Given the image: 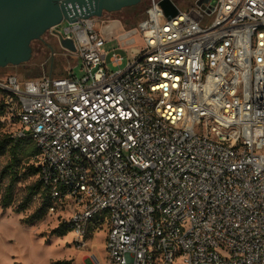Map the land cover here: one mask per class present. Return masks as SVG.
<instances>
[{"label":"built area","instance_id":"1","mask_svg":"<svg viewBox=\"0 0 264 264\" xmlns=\"http://www.w3.org/2000/svg\"><path fill=\"white\" fill-rule=\"evenodd\" d=\"M160 1L53 28L84 75L0 77L3 130L33 139L50 213L107 227L108 264H264V0Z\"/></svg>","mask_w":264,"mask_h":264},{"label":"rangeland","instance_id":"2","mask_svg":"<svg viewBox=\"0 0 264 264\" xmlns=\"http://www.w3.org/2000/svg\"><path fill=\"white\" fill-rule=\"evenodd\" d=\"M179 6L188 8L196 0H173ZM149 0H143L136 6L126 7L120 11L105 12L103 20H120L122 27L116 30L121 32L124 28L137 25L145 16ZM62 28L63 26L60 25ZM118 38L110 39L106 49L110 52L118 46ZM144 44L139 41L129 46L142 48ZM33 54L30 60L19 65L0 67V77L16 74L21 79L37 78L43 76H64L68 71L74 72L78 77L84 75L80 64L72 54L67 53L52 29L46 31L41 38L32 41ZM125 57L124 68L131 52L125 49L117 50ZM112 52L108 56V62L112 69H118L111 60ZM76 64V65H74ZM71 65V66H70ZM74 65V66H72ZM4 132L3 128L0 134ZM9 160L8 154L0 157V169ZM37 179L36 175L22 179L16 192L15 206L4 209L0 202V264H108L106 257L107 227L91 233L83 240L78 238L71 230L65 236H57L54 229L62 222L65 215L50 213L33 224H26L24 219L33 213L40 205L41 199L32 200L29 208L23 212H16L15 207L24 198L26 186Z\"/></svg>","mask_w":264,"mask_h":264},{"label":"water","instance_id":"3","mask_svg":"<svg viewBox=\"0 0 264 264\" xmlns=\"http://www.w3.org/2000/svg\"><path fill=\"white\" fill-rule=\"evenodd\" d=\"M143 0H0V67L22 64L32 57V41L64 21L102 17L105 12L136 6ZM209 0H198V3ZM168 16L178 13L173 0H161ZM62 46L75 51L72 38L60 35Z\"/></svg>","mask_w":264,"mask_h":264},{"label":"trees","instance_id":"4","mask_svg":"<svg viewBox=\"0 0 264 264\" xmlns=\"http://www.w3.org/2000/svg\"><path fill=\"white\" fill-rule=\"evenodd\" d=\"M4 108L0 103V115ZM3 125L0 121V131ZM37 153V148L31 137L14 140L9 134H0V157L8 154L9 160L0 169V202L4 209L15 206L16 192L19 183L23 178L38 175L39 168L32 163L33 157ZM40 198L41 202L37 209L24 219L26 224H33L35 221L43 219L49 212L50 193L44 189L43 184L37 178L34 182L26 186V193L23 200L16 205V212L27 210L35 198ZM72 228L65 222H61L53 231L57 236L67 235ZM89 233L87 237L90 235Z\"/></svg>","mask_w":264,"mask_h":264},{"label":"flooded vegetation","instance_id":"5","mask_svg":"<svg viewBox=\"0 0 264 264\" xmlns=\"http://www.w3.org/2000/svg\"><path fill=\"white\" fill-rule=\"evenodd\" d=\"M52 33H53V31H52ZM53 35H55V34L53 33Z\"/></svg>","mask_w":264,"mask_h":264}]
</instances>
